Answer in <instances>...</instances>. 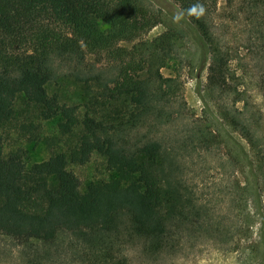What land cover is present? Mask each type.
Wrapping results in <instances>:
<instances>
[{"label":"trees","instance_id":"obj_1","mask_svg":"<svg viewBox=\"0 0 264 264\" xmlns=\"http://www.w3.org/2000/svg\"><path fill=\"white\" fill-rule=\"evenodd\" d=\"M166 1L177 8L179 24L199 49V68L209 72L207 88L237 95L228 62L206 24L219 0ZM247 1L264 14V0ZM162 21V11L146 0H0V240L19 249L23 264H130L131 249L160 258L181 252L193 236H240L239 226L232 236L222 227L227 219L197 197L178 157L142 132H150L177 100L176 78H165L161 70L180 38L174 33L147 37ZM87 53L106 54L118 74L104 86L102 97L81 111L61 103L46 86L54 58L83 62ZM20 95L27 107L41 108L42 121L63 118L59 143L67 152L51 149L48 160L31 167L21 151L4 153V130L15 123ZM13 128L30 142L40 138L41 124L29 116ZM199 132L203 145L226 144L219 135ZM226 137L231 161L248 168L252 213L260 225L254 241L243 250L242 240H236L234 249H242L241 264H264V178L243 144L231 134ZM95 154L117 178L83 192L68 164L86 165ZM235 183L234 190L247 191L250 179ZM242 199L232 196L233 210Z\"/></svg>","mask_w":264,"mask_h":264},{"label":"rangeland","instance_id":"obj_2","mask_svg":"<svg viewBox=\"0 0 264 264\" xmlns=\"http://www.w3.org/2000/svg\"><path fill=\"white\" fill-rule=\"evenodd\" d=\"M146 1L151 8L163 13L162 24L147 37L155 40L166 33H174L180 39L175 43L174 55L161 70L165 78H176L177 100L165 108V114L158 122L150 125V132L145 129L142 132L149 133L178 157L186 181L197 197L210 203L217 210L218 218L227 219L222 227L231 230L232 236L236 233L235 226H239L240 236L234 240L229 239L230 234L226 237L218 232L205 237L193 236L186 240V247L181 252L160 258H145L138 250L131 249L128 252L130 264H241V250L257 238L260 225L252 213L255 196L248 168L231 161L228 154L232 147L226 136L231 134L243 144L264 178V14L247 0H234L232 4L219 0L217 9L207 16L206 24L215 38V47L228 62L230 86L238 92L228 96L207 88L208 69L199 68V49L179 24L177 8L166 0ZM52 71V79L46 86L48 93L57 96L63 104L80 107L81 111H85L88 102L100 99L104 86L111 84L118 74L116 65L106 54L88 53L83 62L56 57L52 60ZM236 98L241 101L234 105ZM15 111V123L4 130L5 154L21 151L31 167L48 160L51 149L67 152L66 146L59 143L62 117L42 121L41 108L27 107L23 95L17 98ZM28 116L41 124L40 138L34 142L22 138L13 128ZM200 130L205 131L207 137H211L210 132L219 135L228 147L225 143L201 144ZM68 169L80 179L83 192L94 183L117 178L116 173L107 172L105 159L96 154L88 164L69 163ZM245 178L247 182L250 179L248 190H234L235 181L243 182ZM262 183L264 185V179ZM234 195L244 198L236 211L231 202ZM246 205L250 207L251 215H246ZM239 239L242 249L235 251L234 244ZM0 264H23L19 249L9 240H0ZM53 264L70 262L56 260Z\"/></svg>","mask_w":264,"mask_h":264}]
</instances>
